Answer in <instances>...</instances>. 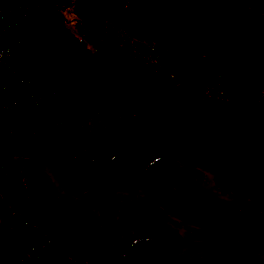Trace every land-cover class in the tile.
<instances>
[{
	"label": "trees",
	"instance_id": "obj_1",
	"mask_svg": "<svg viewBox=\"0 0 264 264\" xmlns=\"http://www.w3.org/2000/svg\"><path fill=\"white\" fill-rule=\"evenodd\" d=\"M232 10L231 0H0V223L30 240L21 264L116 263L88 208L57 192L40 157L76 197L142 187L186 224L236 230L264 252V0H249L244 16ZM104 119L144 125L162 156L209 168L222 193L254 202L218 209L162 157L137 169L93 156ZM143 224L151 236L124 241L123 264H160L171 230ZM213 240L217 261L256 264ZM165 264L197 263L168 253Z\"/></svg>",
	"mask_w": 264,
	"mask_h": 264
},
{
	"label": "rangeland",
	"instance_id": "obj_2",
	"mask_svg": "<svg viewBox=\"0 0 264 264\" xmlns=\"http://www.w3.org/2000/svg\"><path fill=\"white\" fill-rule=\"evenodd\" d=\"M231 4L233 5L231 13L239 16L247 14L249 0H231ZM66 19L68 27L76 33L79 19L72 12H67ZM103 122L104 124L96 125L100 133L98 140L86 147L93 156L106 159L119 156L137 169L146 167L157 157H162L168 167L190 180V186L197 194L212 197L218 209L237 210L254 202L244 193L240 195L222 193L215 183V174L209 168L185 165L172 157L162 156L149 138L144 125L129 127L107 119ZM14 160L22 167L25 165L22 159L14 158ZM39 161L41 169L49 175L58 193L88 208L99 234V242L106 245L113 253L115 264H123L125 255L122 243L124 241L132 243L151 236L150 228L143 224L144 219L148 218H157L171 230L170 239L164 238L158 244L159 254L156 260L160 264H165L168 253H174L182 259L197 264H230L226 259L221 258L217 261L213 258L215 253L209 246L208 239H214L218 252L224 256L235 258L246 253L254 257L256 264H264V252L243 241L236 230L218 234L208 227L186 224L170 215L161 204L150 202L146 198L144 188L138 186L123 191L95 189L83 197H76L69 191L64 179L51 171L47 158L40 157ZM261 204L264 206V203ZM150 221L149 219L148 224ZM198 232L207 235L204 241L191 238V233ZM30 254H32L30 240L20 236L17 229L7 220L2 221L0 223V264H21L22 259ZM208 256L212 257V261L208 260Z\"/></svg>",
	"mask_w": 264,
	"mask_h": 264
}]
</instances>
